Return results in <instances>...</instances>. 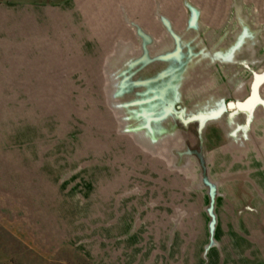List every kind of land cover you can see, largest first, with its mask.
Masks as SVG:
<instances>
[{
  "label": "rangeland",
  "instance_id": "obj_1",
  "mask_svg": "<svg viewBox=\"0 0 264 264\" xmlns=\"http://www.w3.org/2000/svg\"><path fill=\"white\" fill-rule=\"evenodd\" d=\"M262 75L264 0H0V264H264Z\"/></svg>",
  "mask_w": 264,
  "mask_h": 264
},
{
  "label": "water",
  "instance_id": "obj_2",
  "mask_svg": "<svg viewBox=\"0 0 264 264\" xmlns=\"http://www.w3.org/2000/svg\"><path fill=\"white\" fill-rule=\"evenodd\" d=\"M163 24L166 28V30L169 32L170 36L176 41L177 44H179V37L172 31L171 27H170V23L166 20V19H163ZM137 35L139 36V38L142 40V56L131 62L129 65H128V68L129 70H133L135 68H138V67H143L145 66L146 64H149V63H152V62H156V61H166L168 59H172L173 57H175L180 51V47H178V50L176 53H170V54H167V55H161V56H157L155 58H150L149 56V51H148V46H150L152 44V39L149 35L145 34L141 28H138L137 29ZM123 74H126L123 73ZM264 75L262 76H257L253 82V85H252V89H251V94H250V97L244 101V103H242V105L246 104L251 98L252 96L254 95V92H255V86H256V82H257V79L258 78H262ZM123 82V81H122ZM143 85H145V83H142ZM233 107V103H228L227 104V109H230ZM237 108L236 111L238 112L239 110V103H237ZM239 112H243V113H249V111H239ZM220 112H217V113H213L211 115H201V116H195L193 118H191L190 120L186 121L185 124L187 123H190V122H200L201 124H203L206 120H210V119H213V118H216L217 116H219ZM201 166H202V169L203 171L205 172L206 169L204 167V164L203 162L201 163ZM204 184L206 186H208L210 188V200H211V203H210V209L208 211L211 219H212V222L210 224V234H211V238L213 236V233H214V226H215V216L213 214V208H214V198H215V188L208 183L207 179L204 178ZM211 244L213 243L212 240L210 242Z\"/></svg>",
  "mask_w": 264,
  "mask_h": 264
},
{
  "label": "crops",
  "instance_id": "obj_3",
  "mask_svg": "<svg viewBox=\"0 0 264 264\" xmlns=\"http://www.w3.org/2000/svg\"><path fill=\"white\" fill-rule=\"evenodd\" d=\"M145 34L149 35L152 39V44L150 46H148V51H149V56L150 57H157L159 55H162V53H160L159 51H156V52H152L150 50V47L153 45L154 43V37L147 33L146 31L142 30ZM138 36V35H137ZM139 37V36H138ZM164 54V53H163ZM142 56V40H141V53L139 54V56L137 58H135L134 60H137L139 59L140 57ZM130 62L127 63V66ZM125 70H123L121 72V74L124 72ZM262 89V87H261ZM261 89H260V96H261ZM232 111V110H230ZM239 113H243V112H239ZM255 114V113H254ZM253 121H254V128H255V131L253 133L254 135V139H256L258 142V147H259V150L261 151L259 153V157H261V153L264 155V118L262 119L261 115L259 114L258 116H255L253 115Z\"/></svg>",
  "mask_w": 264,
  "mask_h": 264
},
{
  "label": "flooded vegetation",
  "instance_id": "obj_4",
  "mask_svg": "<svg viewBox=\"0 0 264 264\" xmlns=\"http://www.w3.org/2000/svg\"><path fill=\"white\" fill-rule=\"evenodd\" d=\"M172 38V37H171ZM172 42H173V50L170 52V53H176L177 52V50H178V47H180V49H181V52H183V50H182V47L180 46V44H177L176 43V41L172 38ZM168 53H165V54H162V55H167ZM159 56H161V55H159ZM150 58H155V57H150ZM137 68H135V69H133L134 70V72H136L135 70H136ZM126 72V74L127 73H130V70H128V68H127V70L125 71ZM230 110V109H229ZM236 111V110H235Z\"/></svg>",
  "mask_w": 264,
  "mask_h": 264
}]
</instances>
